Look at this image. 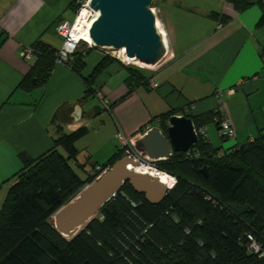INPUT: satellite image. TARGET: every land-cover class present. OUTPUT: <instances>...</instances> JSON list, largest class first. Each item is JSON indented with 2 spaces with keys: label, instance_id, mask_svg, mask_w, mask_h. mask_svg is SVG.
<instances>
[{
  "label": "crops",
  "instance_id": "obj_1",
  "mask_svg": "<svg viewBox=\"0 0 264 264\" xmlns=\"http://www.w3.org/2000/svg\"><path fill=\"white\" fill-rule=\"evenodd\" d=\"M72 1L0 0V208L22 167L19 154L35 158L46 152L55 128L86 127L75 146L77 156L87 151L91 166L118 150V131L134 135L136 146L152 127L165 134L173 114L193 119L214 111L227 118L236 130L232 139L219 136L217 119L206 123L207 138L223 149L245 145L264 132V24L258 25L257 0L239 12L225 0H153L167 54L149 72L136 73L116 60L99 73L93 86L105 94L110 112L94 93L86 94L83 78L65 63L55 62L44 84L18 87L36 59L24 58L22 49L36 40L57 49L62 38L56 26L73 19ZM87 49L84 75L102 58L95 46ZM146 77L152 87L142 82ZM90 98L96 103L90 105ZM154 141L165 143L159 133ZM98 151L107 159L93 160Z\"/></svg>",
  "mask_w": 264,
  "mask_h": 264
},
{
  "label": "trees",
  "instance_id": "obj_2",
  "mask_svg": "<svg viewBox=\"0 0 264 264\" xmlns=\"http://www.w3.org/2000/svg\"><path fill=\"white\" fill-rule=\"evenodd\" d=\"M225 1L239 12L255 0ZM257 2L262 8L258 25H262L264 0ZM70 7L75 16L80 0ZM31 47L36 59L18 84L23 90L44 84L55 63L56 48L41 40ZM87 51H74L69 66L83 78L86 94L91 95L99 73L119 60L106 54L84 75ZM149 80L142 82L149 87ZM216 114L209 111L192 120L198 128L220 121ZM86 131L85 126L69 132L58 129L46 152L35 158L19 154L22 167L0 208V264H264V255L249 248L247 237L252 235L264 248V132L229 149L214 147L199 135L191 147L200 152L199 157L173 152L157 162L159 169L176 178L160 203L150 204L124 182L93 218L68 237L54 228L55 212L94 179L91 169L108 168L124 155L118 147L106 162L92 165L80 177L70 161L76 160L75 143Z\"/></svg>",
  "mask_w": 264,
  "mask_h": 264
},
{
  "label": "water",
  "instance_id": "obj_3",
  "mask_svg": "<svg viewBox=\"0 0 264 264\" xmlns=\"http://www.w3.org/2000/svg\"><path fill=\"white\" fill-rule=\"evenodd\" d=\"M153 0H90L96 17L89 27V36L96 47L125 49V54L138 62L155 66L166 55V44L157 29L151 10ZM133 59V58H132ZM192 118L173 114L168 117L166 133L152 127L137 141L136 147L152 158H167L171 152H185L198 140ZM159 133L165 143L154 141ZM135 162L123 155L103 173L85 185L68 203L53 215L54 228L63 236H74L93 218L102 205L127 182L143 194L150 204H158L165 197L168 186L158 176L142 173ZM206 168L203 167L202 170Z\"/></svg>",
  "mask_w": 264,
  "mask_h": 264
},
{
  "label": "built area",
  "instance_id": "obj_4",
  "mask_svg": "<svg viewBox=\"0 0 264 264\" xmlns=\"http://www.w3.org/2000/svg\"><path fill=\"white\" fill-rule=\"evenodd\" d=\"M89 2H90V0H81L80 1V7H79L78 11L76 12L73 19L61 20L60 22L57 23L56 30H57L58 34L61 36L62 41H61V45L57 48V51L55 54V62L65 63L69 66V64H70L69 60L72 58L74 51L77 50L80 43L84 42V43H87L89 46H93V44H91L85 40V35L87 34L86 29H84L82 25L77 24L80 17L83 20V22H85V25H86V23L93 21L94 18L96 17V16H94L96 12L92 8H90ZM151 10L155 15L153 7H151ZM156 26H157V29L162 33V36H163V32L158 27L157 20H156ZM88 30H89V28H88ZM166 54H167V52H166ZM21 55L24 58H30V57L35 55V52L31 46H27V47H24L22 49ZM115 57L121 63L129 64L130 62H133L132 61L133 59L129 58L125 54V52H121L120 55H117ZM148 85H149V87L153 86L152 80L148 81ZM94 95L98 99L102 108H104L105 110L110 112L111 111L110 104H109L105 94L103 93V91L101 89H95ZM218 125H219V129H218L219 136H224V137H227L230 139L235 138L236 130L234 129V127L231 125V123L229 122V120L227 118H221ZM195 130H196V133L198 136L202 135L207 140H209L207 138V125L206 124H203V125L199 126L198 128H195ZM117 139L119 141V147H120V149H122L123 154L127 155L128 157H130L135 162V164H136L135 168L137 170L143 169L147 172L149 171L148 174H150V172H154V171L165 172V171L158 168L157 162L159 160H161L160 158H152V157L146 155L145 153H143L142 150L138 149L134 145V139H135L134 135H127L124 132L118 131ZM191 147L187 151L184 152L185 157L186 158L199 157L200 152L198 150L191 149ZM218 154H220V152ZM106 169L107 168L102 169L100 165H96L95 168H93L89 171V174L94 175V179H95L101 173H103ZM142 173H144V172H142ZM167 174H169V173H167ZM169 175H171V174H169ZM172 179H173V185H174L176 182V178L174 176H172ZM168 188H171V187H168ZM207 197L209 198L210 196H207ZM132 204L135 205L134 202H132ZM247 237L249 239V244H248L249 248L256 253H259V255H264V248H262L261 244L257 243L254 240V238L252 237V235L247 234Z\"/></svg>",
  "mask_w": 264,
  "mask_h": 264
},
{
  "label": "rangeland",
  "instance_id": "obj_5",
  "mask_svg": "<svg viewBox=\"0 0 264 264\" xmlns=\"http://www.w3.org/2000/svg\"><path fill=\"white\" fill-rule=\"evenodd\" d=\"M81 1V0H80ZM75 13V12H74ZM72 18H74V14L72 16ZM94 46V45H93ZM89 47V45L87 43H80L79 47L77 48V50H79L80 52H85L86 49ZM97 50H99L101 53H102V57L106 54H109L111 56H117V55H120L121 52H119V50H115L113 48H110V47H96ZM117 59V58H116ZM119 62V61H118ZM125 64V63H123ZM128 65L130 66H133L135 68H137L138 70H140L141 72H149V68H151L152 65H148V64H144V63H141V62H137L136 60L133 62H130ZM153 68V67H152ZM151 68V69H152ZM88 103L90 105H93L96 103V101L92 98H90L88 100ZM100 105V104H99ZM65 131V130H64ZM53 132L54 133H57V129H53ZM222 143V140L220 138H218V142L216 143V145H220ZM99 149V148H98ZM103 150V149H102ZM101 151V150H100ZM96 153V154H92L93 156V160H96V159H99L98 161H104L106 160L107 158H103L102 156L103 155H100L99 152ZM92 152V150H91ZM105 152V149L103 150V152L101 153H104ZM94 153V152H92ZM87 151L86 150H82L80 153H78V156L76 158V160H71L70 161V164L72 165V167L75 169V171L79 174L80 177H85L86 173L91 169V164L90 162H88L87 160ZM104 159V160H102ZM78 160V161H77ZM92 161V160H91ZM13 183L10 182L9 185H11ZM51 222L54 223V217L51 218ZM72 237V236H71Z\"/></svg>",
  "mask_w": 264,
  "mask_h": 264
},
{
  "label": "bare ground",
  "instance_id": "obj_6",
  "mask_svg": "<svg viewBox=\"0 0 264 264\" xmlns=\"http://www.w3.org/2000/svg\"><path fill=\"white\" fill-rule=\"evenodd\" d=\"M97 15V12L95 13V15L94 16H96ZM91 23H92V21L91 22H88V23H86V25H85V22H83V20L81 19V17L79 18V20H78V25L80 24V25H82L83 26V28L84 29H86V31H87V34L85 35V40L87 41V42H89V43H92L93 44V41H92V39L90 38V36H89V30H88V28L90 27V25H91ZM119 51L121 52H126L125 51V49L124 48H120L119 49ZM133 58V63H134V61H135V59H134V57H132ZM138 62V61H137ZM153 66H151V68H152ZM150 68V69H151ZM141 172H144V173H149V171L147 172V171H145V170H143V169H139ZM150 174L151 175H154V176H158L159 178H160V180L163 182V183H165L168 187H172L173 186V179H172V177L169 175V174H167L166 172H157V171H154V172H150ZM54 224V223H53Z\"/></svg>",
  "mask_w": 264,
  "mask_h": 264
},
{
  "label": "clouds",
  "instance_id": "obj_7",
  "mask_svg": "<svg viewBox=\"0 0 264 264\" xmlns=\"http://www.w3.org/2000/svg\"><path fill=\"white\" fill-rule=\"evenodd\" d=\"M152 7V6H151ZM219 122V121H218Z\"/></svg>",
  "mask_w": 264,
  "mask_h": 264
}]
</instances>
